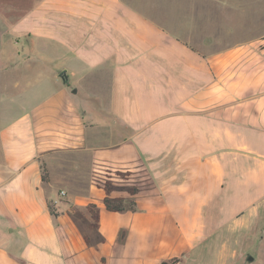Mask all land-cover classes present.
Here are the masks:
<instances>
[{
    "label": "crops",
    "instance_id": "crops-1",
    "mask_svg": "<svg viewBox=\"0 0 264 264\" xmlns=\"http://www.w3.org/2000/svg\"><path fill=\"white\" fill-rule=\"evenodd\" d=\"M255 6L257 34L227 45L199 34L192 13L161 9L158 24L125 0H41L20 17L16 34L40 61L66 62L72 91L53 94L65 115L55 124L47 102L9 98L0 66V264H264V0ZM62 141L95 165L129 159L121 145L141 160L155 194L136 203L161 205L170 256L66 250L60 225L73 213L51 214L60 203L41 161Z\"/></svg>",
    "mask_w": 264,
    "mask_h": 264
},
{
    "label": "rangeland",
    "instance_id": "rangeland-1",
    "mask_svg": "<svg viewBox=\"0 0 264 264\" xmlns=\"http://www.w3.org/2000/svg\"><path fill=\"white\" fill-rule=\"evenodd\" d=\"M40 1L0 0V48L2 47L0 66L9 61V98L11 99L13 95L24 96L28 109L39 102L41 104L47 102L43 107L51 111L53 123L56 124L64 122L65 115L57 112L60 111L61 102L53 94L66 87L72 91L70 83L66 84L62 79L65 76L63 68L66 62L59 57L42 58L40 61L38 58L43 52L36 49L31 41L26 42L28 39L19 38L14 30L20 17L32 10ZM125 2L137 6L158 24L162 22L161 9L169 13L179 8L187 16L192 13V18L195 19L197 28L199 27V34L213 35L214 41H221L222 45L257 34L256 30H253L259 24L256 0H125ZM198 40L199 38L196 39ZM199 41L202 43L203 35ZM16 83L19 84L18 88ZM81 98L74 97V101ZM89 116L93 120L98 119L100 125L108 123L107 117L101 123V116L96 111ZM64 147L63 141L51 144L41 156V161L48 172L49 179L46 183L51 184L54 199L60 203L56 211L68 215L73 213L71 221H67L65 228L60 225L66 250H70L67 243L70 240L72 251H117L122 255H129L130 251H156L153 256L158 258L170 256L174 251V243L170 239L173 232L168 230L170 222L167 217L158 213L161 205L158 203L157 211L151 213L144 210L146 205H150L149 202H143L142 205L145 206L143 208L136 203L145 195L155 194L149 189L151 185L142 170L141 160L136 157V161H133V155L129 154L126 145H121L122 152L129 159L123 160L120 165H95L90 160V151L68 152ZM98 190H102L103 196L108 191L110 202L125 210L114 214L107 213L102 192ZM71 196L75 205L69 202ZM88 199H94V202L89 201L86 206ZM91 211L98 217L97 224L92 219Z\"/></svg>",
    "mask_w": 264,
    "mask_h": 264
},
{
    "label": "trees",
    "instance_id": "trees-1",
    "mask_svg": "<svg viewBox=\"0 0 264 264\" xmlns=\"http://www.w3.org/2000/svg\"><path fill=\"white\" fill-rule=\"evenodd\" d=\"M47 173L48 172H47V170L45 168V165L43 164L42 165V179H43L44 182H47L48 179H49ZM108 193L109 192L107 191L106 192V195H105V197L103 199L104 205H105L106 209L108 211H110V212H123L125 210L123 207H121L119 205H115V204H113V203L110 202ZM48 207H49V210H50L51 214L54 217H58L59 216L58 212L56 211L55 206L51 202L48 203ZM91 216H92V219L97 224L98 223V217H97L96 213L93 212V211H91ZM176 263H178V259L174 258V259H171L169 261H165V262H163L161 264H176Z\"/></svg>",
    "mask_w": 264,
    "mask_h": 264
},
{
    "label": "water",
    "instance_id": "water-1",
    "mask_svg": "<svg viewBox=\"0 0 264 264\" xmlns=\"http://www.w3.org/2000/svg\"><path fill=\"white\" fill-rule=\"evenodd\" d=\"M62 79H63L64 83H68V79L66 77H63Z\"/></svg>",
    "mask_w": 264,
    "mask_h": 264
},
{
    "label": "built area",
    "instance_id": "built-area-1",
    "mask_svg": "<svg viewBox=\"0 0 264 264\" xmlns=\"http://www.w3.org/2000/svg\"><path fill=\"white\" fill-rule=\"evenodd\" d=\"M64 194V193H63Z\"/></svg>",
    "mask_w": 264,
    "mask_h": 264
}]
</instances>
